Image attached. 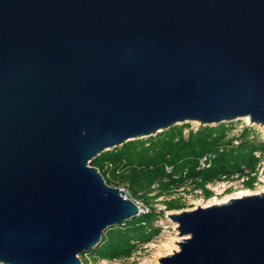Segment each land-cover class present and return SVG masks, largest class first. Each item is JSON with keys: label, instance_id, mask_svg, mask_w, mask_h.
Returning a JSON list of instances; mask_svg holds the SVG:
<instances>
[{"label": "water", "instance_id": "1", "mask_svg": "<svg viewBox=\"0 0 264 264\" xmlns=\"http://www.w3.org/2000/svg\"><path fill=\"white\" fill-rule=\"evenodd\" d=\"M245 116L264 125V0H0V264H81L139 216L102 152ZM179 211L158 264H264V193Z\"/></svg>", "mask_w": 264, "mask_h": 264}, {"label": "trees", "instance_id": "2", "mask_svg": "<svg viewBox=\"0 0 264 264\" xmlns=\"http://www.w3.org/2000/svg\"><path fill=\"white\" fill-rule=\"evenodd\" d=\"M230 126L224 123L213 127L201 126L194 132L190 130L185 137L183 130L189 125H175L154 137L127 141L91 160L90 165L98 169L107 185L116 186L115 183L126 182L130 196L144 200V204L150 206V212L106 229L94 250L79 255L81 263L88 264L84 257L88 255L93 261L127 259L138 248L152 242L160 233L155 222L162 218V212H157L151 206L152 202L160 194H168L172 185L181 184L184 180L182 172L186 171L188 178L200 179L194 187L202 188L205 198L211 196V192L203 187L206 182L241 171L242 167L253 172L258 163L253 152L262 150L264 144L246 140L250 130L245 128L241 132L242 143L235 148L228 147L226 132ZM221 146L223 149L220 151ZM206 153H214L215 158L209 168L197 171V160ZM106 164L112 167L109 171L111 180L105 177L108 172L104 169ZM165 166H170L172 173L180 176L179 179L174 180L171 174L166 173ZM120 167L123 172L117 175L116 170ZM253 180L246 182L245 187L252 189ZM156 183L158 192L149 198L152 186ZM171 201L163 203L166 211L183 208L182 205L170 206Z\"/></svg>", "mask_w": 264, "mask_h": 264}, {"label": "built area", "instance_id": "3", "mask_svg": "<svg viewBox=\"0 0 264 264\" xmlns=\"http://www.w3.org/2000/svg\"><path fill=\"white\" fill-rule=\"evenodd\" d=\"M252 125L249 124L248 122L243 120V124L236 127L234 126V128H230L229 130H227L226 134V140L229 141V145L228 147L231 148H235L237 146H239L242 143V137H241V132L243 131V129H249ZM255 135L251 132H249L246 140L248 141H254ZM223 149V147H219V150L221 151ZM253 155L255 158L258 159V163L255 167V170L253 172H248L246 171L243 167L241 168V171L235 172L233 174L230 175H223L220 176L217 179L211 180L206 182L203 187L207 190H209L211 192V196L208 198H217L219 195L221 194H231V193H235L236 191L242 190V189H248L245 187L246 182H248L250 179L254 178V180L251 182L252 185V189L249 190H254L257 191L258 189H260V184H264V148L262 150H256L253 152ZM215 158V154L214 153H206L204 155H202L201 157L198 158L197 160V166H196V170L197 171H201V170H205L207 168H209L213 162ZM104 169L107 170L108 172H106L105 177L109 180H111V175H110V170L112 169L110 164H106L104 166ZM165 171L168 174H171V177L174 180H178L179 179V175L178 174H173L172 173V168L170 166H165ZM123 172V168L120 167L116 170V174H120ZM182 178H184L183 182L181 184L178 185H172L169 189V193L167 195V201L168 200H175V199H181L184 201L185 200H189L190 197H192V194L194 196H198L200 197L201 201L203 202V190L202 188H196L194 187L195 182H200V179L196 178H188L186 175V171L182 172L181 174ZM119 187L116 186H112L115 188H118L119 190H121L124 194V197L126 199H130L134 202V204L137 206L138 208V215H144L150 212V207L143 204L142 202L136 201L134 200L129 193L128 190V185L126 182H121L119 184ZM152 189H158V184H154L152 186ZM164 195V194H162ZM164 197V196H161ZM194 204V203H192ZM194 206L196 207V205L194 204ZM147 244L141 246L140 248H138L135 252L139 254V252H137L138 250L142 249L143 247H145ZM135 252L132 254L134 255ZM104 261V260H102ZM82 264V263H81Z\"/></svg>", "mask_w": 264, "mask_h": 264}, {"label": "rangeland", "instance_id": "4", "mask_svg": "<svg viewBox=\"0 0 264 264\" xmlns=\"http://www.w3.org/2000/svg\"><path fill=\"white\" fill-rule=\"evenodd\" d=\"M245 121V120H244ZM181 124H188L189 128L184 129L183 130V134L186 137L188 132L190 130H192L193 132L196 131L199 127L203 126L201 124H196V123H180L177 124V126L181 125ZM243 124V119H236L234 120L232 123H229L228 125H231L229 127L230 128H234V126L238 127L240 125ZM216 126V125H211V127ZM260 127L258 125H252L250 127V132L253 133L255 135L254 141L257 143H263L264 144V128L263 129H259ZM228 129V130H229ZM158 134V133H157ZM155 136V135H154ZM152 136V137H154ZM147 137L141 138L142 140H145ZM114 185H116V187H119V183H115ZM264 187V184H260V189H262ZM260 189H258L257 191H259ZM242 190H246V189H242ZM241 191V190H239ZM254 192V190H251ZM158 189H152V192L148 195L149 198H152L153 195L157 194ZM230 195L229 194H221L219 195L217 198V201H221L223 200L226 196ZM164 196V197H161ZM169 195L167 194H160L159 197L157 199H155L152 202V207L155 208V210L157 212H162V218L161 220H158L155 222V226L160 228V233L157 237H155L153 239L152 242L148 243L145 247H143L142 249L138 250L134 255H132L130 258L127 259H119V260H114V261H102V260H96L93 261V258L88 255V256H84L85 258H87V262L88 264H157V260L160 257L166 256V253L168 252V248L171 246L174 238H176V232L173 230V226L174 224H172L169 219L167 218L169 213H176V212H180L179 210H173V211H166L164 208L163 203L165 201H167ZM136 201L142 202L143 204L145 203L144 200L140 199V198H133ZM200 197H196L192 194V197H190L189 200H179V199H175L172 200L170 202V206H177V205H182L183 206V210H190V209H194L195 206L194 204L197 205L198 204H205L207 203L209 200L213 199V198H205L203 197V202L200 200ZM194 203V204H192ZM150 207V206H149ZM181 209V210H182ZM165 245V246H164ZM80 262H81V258L79 256Z\"/></svg>", "mask_w": 264, "mask_h": 264}, {"label": "bare ground", "instance_id": "5", "mask_svg": "<svg viewBox=\"0 0 264 264\" xmlns=\"http://www.w3.org/2000/svg\"><path fill=\"white\" fill-rule=\"evenodd\" d=\"M243 120H245L246 122H248L249 124L251 125H255L254 123H252L249 119V117H243L241 118ZM189 123H196V124H200L199 122L197 121H188ZM257 125V124H256ZM261 129L264 128V125H258ZM259 128V129H260ZM159 130H157L158 132ZM111 147H107L105 149H109ZM261 193H264V187L262 189H260L259 191H251L249 189H246V190H241V191H236L235 193H231L230 195L226 196L223 200L221 201H217V199L213 198L211 200H209L207 203L205 204H198L197 207H201V208H208V207H211V206H215V205H221V204H226L228 203L231 199H239V198H242V197H245V196H250V195H256V194H261ZM179 212H176L174 214H178ZM169 214H172V213H169ZM168 214V215H169ZM168 218V216H167ZM169 219V218H168ZM170 221V219H169ZM172 224H174L173 226V230L176 232V238H174L171 246L168 248V252L166 253V255H169V254H173L174 252H177L179 250V247H178V243L181 241V237H179V235L177 234V224L170 221ZM165 246V245H164ZM157 264H158V260H157Z\"/></svg>", "mask_w": 264, "mask_h": 264}]
</instances>
